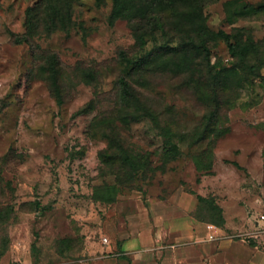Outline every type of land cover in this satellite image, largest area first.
Returning a JSON list of instances; mask_svg holds the SVG:
<instances>
[{
	"label": "rangeland",
	"instance_id": "374dc122",
	"mask_svg": "<svg viewBox=\"0 0 264 264\" xmlns=\"http://www.w3.org/2000/svg\"><path fill=\"white\" fill-rule=\"evenodd\" d=\"M36 1L0 0V206L6 191L16 209L0 264H95L100 255L116 256L119 249H93L110 243L108 220L122 229L133 221L153 236L170 233L174 212L162 201L185 204L182 227L197 218L208 222L209 239L264 248V235L252 232L264 228V0H205L207 49L189 42L179 53L184 68L133 73L143 101L175 131L172 144L150 118L121 104L120 50L137 57L173 40L181 45L191 39L186 25L179 30L164 13V30L141 48L135 26L143 22L112 21L113 0H73L69 30L48 29L43 13L30 40H17ZM221 30L255 49L245 60L232 55ZM52 53L61 60L62 103L51 91ZM113 130L138 154L137 168L105 161L103 152L118 146L106 134Z\"/></svg>",
	"mask_w": 264,
	"mask_h": 264
},
{
	"label": "trees",
	"instance_id": "16d2710c",
	"mask_svg": "<svg viewBox=\"0 0 264 264\" xmlns=\"http://www.w3.org/2000/svg\"><path fill=\"white\" fill-rule=\"evenodd\" d=\"M103 0H97L101 3ZM73 0H37L35 4L29 6L26 10V33L22 38L17 37V40L29 41L35 34L36 27L42 20L43 13L44 23L49 22L48 29L63 28L69 30L73 23ZM205 0H113V9L111 20L118 17H129L132 21H137L135 25L143 22L141 25L135 26V34L137 44L144 48L152 39H157L158 33L164 28L163 21L164 13H169L167 17L173 16L176 20L175 26L186 25L185 34L190 37V40L181 41V45H177L173 40L159 45L155 50H149L147 53L140 56H130L124 49L120 50V56L124 64L123 74L119 76V94L120 102L123 106L131 108L133 113L137 115L146 116L156 124L163 133L168 137V141H172L176 133L170 126H164L159 116L151 107L143 101L140 93L134 86L132 75L134 72L141 70L143 77V70L149 69L152 65H158L163 68L174 69L178 66L180 70L184 60L179 59V53L183 48L187 47V43L191 42L196 46L207 49L208 25L206 17L203 14V5ZM176 12V14H175ZM146 27H148L146 29ZM183 31V28H181ZM184 33V32H183ZM220 34L225 38L229 50L232 55H237L245 60L249 57L250 52L255 49L253 41L231 40V36L220 31ZM184 35V34H183ZM185 36V35H184ZM197 36L199 42H195L193 37ZM180 46V47H179ZM47 69L50 78L51 91L59 103L64 100V89L61 82V60L56 53H52L47 57ZM184 68V67H182ZM144 80V78H143ZM146 81V80H144ZM216 102V99L214 97ZM212 110L214 115L218 111V104L215 103ZM90 104L84 106L77 113L85 112ZM113 142L118 143L119 135L117 131L113 130L109 133ZM179 141V140H177ZM172 144V142H171ZM173 150L180 153L178 143L173 142ZM105 161L117 160L128 163L133 168L139 166L138 154L130 151L123 143H118L116 149L111 153L103 152ZM3 170V160L0 157V172ZM5 199L0 206V258L6 253L10 245V234L6 230V224L15 216L16 209L12 204V193L4 192ZM106 196V192H105ZM200 197V196H199ZM96 199H102L97 197ZM202 199V197H200ZM251 244H254L252 241Z\"/></svg>",
	"mask_w": 264,
	"mask_h": 264
},
{
	"label": "crops",
	"instance_id": "0c3cea01",
	"mask_svg": "<svg viewBox=\"0 0 264 264\" xmlns=\"http://www.w3.org/2000/svg\"><path fill=\"white\" fill-rule=\"evenodd\" d=\"M173 200H175V197ZM162 202H164L162 208L174 212L170 220L172 224L168 226L170 233L166 234L165 231L160 229L153 236L147 234L149 230L144 229V226L140 227V224H134L133 221L130 227L122 229L114 224L112 220H108L109 224L107 225L109 226L106 233L110 237V243L105 245L98 241L93 249L97 251L95 253L119 249V252L124 255L122 257L119 256L120 253L116 256L112 254L107 258L100 255L94 263L124 264V261H126L128 264L132 260L131 264H264V248H261L260 244H256L255 241H253L254 244H251L244 239H236L230 236L209 239L207 235L209 232L208 222H202L197 218H188L186 220L187 224L183 228L181 218L187 216L184 214L187 212L183 208L185 204ZM177 223L180 225L179 230H177V227L176 230L173 227ZM227 225H229L228 222ZM221 230L226 229L222 227ZM252 232L258 237L259 235L263 236L264 228ZM105 241H108V237ZM164 242L170 243L168 244L170 247L166 249V252L163 248L165 246ZM13 255L16 256L18 253ZM129 255H131V258H129ZM16 259H19V256H16ZM76 264H89V262Z\"/></svg>",
	"mask_w": 264,
	"mask_h": 264
},
{
	"label": "built area",
	"instance_id": "2783aa9c",
	"mask_svg": "<svg viewBox=\"0 0 264 264\" xmlns=\"http://www.w3.org/2000/svg\"><path fill=\"white\" fill-rule=\"evenodd\" d=\"M262 217H264V215H262ZM215 237L214 234H210V238ZM105 240H107V237H105Z\"/></svg>",
	"mask_w": 264,
	"mask_h": 264
}]
</instances>
